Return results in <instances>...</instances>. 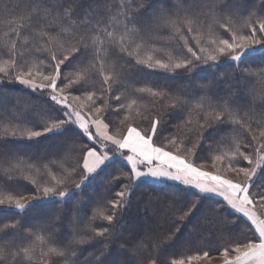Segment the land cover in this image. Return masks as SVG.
Returning a JSON list of instances; mask_svg holds the SVG:
<instances>
[{
	"label": "snow or ice",
	"instance_id": "snow-or-ice-1",
	"mask_svg": "<svg viewBox=\"0 0 264 264\" xmlns=\"http://www.w3.org/2000/svg\"><path fill=\"white\" fill-rule=\"evenodd\" d=\"M58 3L38 4L32 14L12 19L0 39V97L7 95L8 84L24 92L16 97L21 110L14 105L10 116L0 110V211L16 213L10 222L0 220V264H110L114 248L135 257L121 264H211L217 256L223 264H264V183L254 180L264 175V66H249L256 54L264 55V9L241 19L236 0H126L116 10L119 27L102 17L92 23L88 15L79 18L84 26L73 27L78 0L67 10ZM3 10L15 11L8 3ZM42 18L44 26L33 30L31 39L21 35ZM54 25L56 31H48ZM222 61L231 62V72L215 71ZM197 69L212 70V79L198 83L192 77ZM146 72L188 77L193 91H173L151 77L140 80ZM221 82L227 94L213 100ZM129 87L133 95L122 100L121 88ZM145 95L158 106L147 126L136 122L149 116L137 110ZM114 109L127 115L120 113L110 129ZM208 129L218 138L215 147L204 136ZM41 138L60 141L62 149L80 139L79 158L23 164L29 153L18 151L14 141ZM53 165L58 174L50 171ZM38 174L41 178H34ZM147 180L180 186L171 193L173 227L158 238L148 236L151 245L140 239L128 248L116 233L133 188ZM24 181L33 186L27 194L21 191ZM94 181L111 193L93 202L102 208L86 221L79 206L66 213L70 191ZM42 202L60 207L25 223ZM209 203L213 207L205 209ZM199 211L205 222L208 213L231 217L229 242L215 251L170 253L183 222ZM85 247L91 250L81 260Z\"/></svg>",
	"mask_w": 264,
	"mask_h": 264
},
{
	"label": "trees",
	"instance_id": "trees-1",
	"mask_svg": "<svg viewBox=\"0 0 264 264\" xmlns=\"http://www.w3.org/2000/svg\"><path fill=\"white\" fill-rule=\"evenodd\" d=\"M52 3L53 0H0V39L4 38V32L8 28L9 23L12 19H17L22 16H27L32 14V10L41 3ZM73 0H59L57 4L58 8L67 10L69 5H71ZM126 2V0H78L79 7L76 9L74 16L76 19L72 22L73 27L84 26L83 22L79 19L83 16H90L92 23L98 17H102L107 20L110 24L117 27L120 25V18L116 15V10L118 5ZM206 3H212L213 0H205ZM5 3L9 4V7L14 8V12H6L3 10V5ZM236 5L239 7L241 12V19H246L248 16L252 15L253 12L256 16L260 15V9H264V3L261 0H236ZM87 10V12H86ZM255 18V17H254ZM44 19L42 18L39 23L33 22L31 29L21 30L22 36H27L31 39L33 30L44 26ZM67 27V25H65ZM48 31H56L55 25L49 28ZM69 32L72 28L68 29ZM46 53H36V57H43ZM250 67L264 66V55L256 54L251 58ZM35 62L39 63V60ZM41 70H46L42 68ZM216 72L227 73L232 71V64L229 61H222L216 68ZM213 72L208 69H197L192 73V77L198 83H206L212 79ZM151 77L152 80L157 82H162L170 86L173 91L182 90L185 94H191L193 89L187 87L188 77L179 74H162V73H151L146 72L145 74H140V80H146ZM120 87V86H117ZM123 95L121 99L123 100L126 96L133 95L132 87H129L127 91L121 88ZM214 94H212L213 100H218L219 98L227 94V88L221 82L220 86L215 88ZM22 86L17 84L7 85V95L5 97H0V110H4L9 116L13 113V106L15 105V110L19 111L20 105L16 104V97L23 96ZM139 95V94H137ZM32 101L39 107L40 101L34 95L32 96ZM151 97L145 95L144 99L139 101V111H147L149 116L147 118L137 117L136 122L138 124L147 125L148 119L151 118V113L154 112L158 106H154L150 103ZM130 102V101H129ZM113 105L119 104V101H111ZM160 103H163L161 101ZM127 115L124 109H114L112 113V121L109 126L112 128L115 124H118L121 115L120 113ZM36 119L35 116L32 117ZM107 122V121H106ZM3 122H0L2 126ZM127 123V121H125ZM171 131V129H169ZM212 129L205 131L204 136L209 139V143L216 146L215 142L217 137L215 135L209 136L212 133ZM165 134H168L167 132ZM9 139H12L11 137ZM36 143L26 140H15V146L20 152H27L29 156L22 157V163L25 165L35 164L38 160H43L45 164L49 160L56 161L59 157L63 156L67 158L68 163H74L79 158L80 150L82 149V142L80 139H74L70 141L68 145H65L63 149L61 148V142L57 140L44 141ZM202 155H207V152L202 153ZM191 158V157H190ZM226 163V162H225ZM246 164V162H244ZM50 171L58 174V170L55 165ZM264 182V175H261ZM36 179H40L41 176L38 174ZM260 182V181H259ZM26 188L21 189L27 194L33 186L28 184L27 181L23 182ZM118 184L119 181H116ZM261 184V183H258ZM109 187H115V185H110ZM179 185L174 183H156V182H139L138 187H134L131 193V203L129 207L124 210L122 226L116 233V237L119 242L124 243L128 248H132L137 241L144 239L145 244L151 245L152 240L148 239L151 236L153 239L163 236L165 233L169 232L173 227V213L176 208L172 206L171 193L179 190ZM15 194V193H13ZM111 193L107 191L104 185L100 181H94L87 184L83 190H72L70 191V196L65 198V203L63 204V209L66 213L70 214L74 207L79 206L81 219L86 221L90 218L91 212L96 211V207L102 208V204L93 205V202L105 201L110 198ZM189 199L191 195L189 194ZM178 199H183L179 197ZM215 199V198H213ZM37 203V202H33ZM60 205L55 202H42L38 203L37 207L32 210V214L25 220V223L31 224L34 218L47 216L57 210ZM213 205L211 203L205 205V209L211 208ZM200 212V211H199ZM199 212H194L188 217L183 223L185 226L181 227L180 233L177 234V240L174 245L169 249L170 253L187 255L201 249H211L215 251L217 248H221L229 242L231 230L233 224L229 223L231 217H219L212 213H208L211 217L207 222L204 221L205 212L202 211L201 216L197 218ZM16 213L13 209H6L0 211V220L10 222ZM222 221V222H221ZM95 223L106 224V221L96 220ZM211 230V231H209ZM66 231V229H65ZM244 234L241 233V238ZM91 249L85 247L84 250L79 254V258L84 260L88 256ZM135 259L131 253L127 250L121 251L118 249H113L111 255L108 257L110 264H121L123 260Z\"/></svg>",
	"mask_w": 264,
	"mask_h": 264
},
{
	"label": "rangeland",
	"instance_id": "rangeland-1",
	"mask_svg": "<svg viewBox=\"0 0 264 264\" xmlns=\"http://www.w3.org/2000/svg\"><path fill=\"white\" fill-rule=\"evenodd\" d=\"M17 104V103H16ZM144 126H147V125H144ZM109 128L111 129V127L109 126ZM167 135V134H166ZM250 150V149H248ZM206 168L208 171L210 172H214L216 171V169L212 168L210 165H206ZM228 175L231 177V178H235L234 177V174L233 173H228ZM240 179H243V177L241 176ZM254 180L256 181V183H264L263 182V179L261 177V175L258 173L257 177H254ZM260 181V182H259ZM146 182H156L154 180H147ZM156 183H160V182H156ZM163 183H170V182H163ZM215 198V197H213ZM217 199V198H215ZM202 211L199 212V214L197 215V218H199L201 216V213ZM244 236L245 235H248V233L245 231L243 232ZM201 264H203V262H201ZM211 264H223L222 260L219 258V256H217L215 259L212 260Z\"/></svg>",
	"mask_w": 264,
	"mask_h": 264
}]
</instances>
